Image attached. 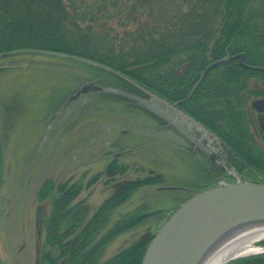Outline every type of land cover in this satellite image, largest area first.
Masks as SVG:
<instances>
[{
  "label": "trees",
  "instance_id": "1",
  "mask_svg": "<svg viewBox=\"0 0 264 264\" xmlns=\"http://www.w3.org/2000/svg\"><path fill=\"white\" fill-rule=\"evenodd\" d=\"M19 51L89 63L123 89L129 83L117 74L177 104L219 137L236 168L264 183V133L254 132L250 105L264 96V0H0V56ZM240 53L245 67L230 59ZM222 60L203 78L207 66ZM129 169L114 162L103 175L114 179ZM101 177L43 182L37 198L49 200L51 212L37 264H142L161 210L120 208L140 188L164 184V177L120 183L94 209L79 197ZM144 226L155 228L105 258L118 237ZM233 264H264V255Z\"/></svg>",
  "mask_w": 264,
  "mask_h": 264
},
{
  "label": "rangeland",
  "instance_id": "2",
  "mask_svg": "<svg viewBox=\"0 0 264 264\" xmlns=\"http://www.w3.org/2000/svg\"><path fill=\"white\" fill-rule=\"evenodd\" d=\"M90 66L42 51L0 56V264H37L45 238L43 224L41 233L37 231L38 210L41 207L42 222L51 212L50 201H38L37 193L47 179L87 183L102 174L79 197L96 209L120 183L162 174L164 184L140 188L120 208L128 213L145 204L149 211L161 210L155 218L159 229L181 203L213 183L202 176L210 161L202 165L197 155L189 154L192 147L174 131L171 117L166 126L159 121L158 114L164 119L169 115L157 112L159 104L151 95L131 84L123 89ZM95 80L106 91L69 102L85 82ZM114 162L130 169L109 179L103 173ZM225 168L234 170L228 161ZM235 180L220 178L212 185ZM159 186L184 189L161 191ZM148 228L155 226L118 237L105 258L134 243ZM254 245L264 246V239ZM259 255L264 253L243 259Z\"/></svg>",
  "mask_w": 264,
  "mask_h": 264
},
{
  "label": "water",
  "instance_id": "3",
  "mask_svg": "<svg viewBox=\"0 0 264 264\" xmlns=\"http://www.w3.org/2000/svg\"><path fill=\"white\" fill-rule=\"evenodd\" d=\"M230 59H238L246 66L245 54L240 53ZM222 61L211 63L203 73V78ZM112 72L111 70H108ZM136 87L139 85L118 74ZM151 95L159 105L189 123L205 137L221 143L218 137L200 122L181 111L176 105ZM104 91L96 81L87 82L70 98L69 102L90 92ZM252 107L260 113L264 121V98L252 102ZM264 125V123H263ZM160 190H178L179 187L162 186ZM264 222V184L237 181L231 184L209 188L185 201L174 211L146 248L142 264H200L220 241L231 231L249 224ZM42 223L41 207L37 214V229ZM242 257L237 256L230 258Z\"/></svg>",
  "mask_w": 264,
  "mask_h": 264
},
{
  "label": "flooded vegetation",
  "instance_id": "4",
  "mask_svg": "<svg viewBox=\"0 0 264 264\" xmlns=\"http://www.w3.org/2000/svg\"><path fill=\"white\" fill-rule=\"evenodd\" d=\"M158 108L159 110L157 112L162 113V110L164 112V109H162L161 107ZM251 108H252V102H251ZM249 114L251 115V123H252V111ZM253 115L256 121V124L254 125L255 127L254 132L257 134V136H260L261 132L264 133V125H263L264 121L260 119V113L255 109H253ZM157 118L161 120L165 124V126L166 124H168L167 122H169L167 118L164 119L162 116H160V114H158ZM171 119L176 120V121L173 120L174 126L172 128L174 129V131L177 133L179 137H181V140L183 139V142H187L186 145L188 147H192V151H188V149L185 148L189 152V154L197 155V157H199L198 161L202 165H204V162L210 161L209 167H211L212 165L215 166L214 169L212 168L210 170H207V172L204 175H202L204 180H206V182H215L220 178L230 179L232 177H235L236 179L240 178L245 181H252V177H251L252 173L249 172V169L242 172L234 166L233 162H230L229 150L227 149L224 143H221L220 145L209 143L207 138H205L200 132L191 128L185 121L177 122L178 119L173 117H171ZM227 161L228 163H231L233 165V169L235 173L228 172L226 170L225 163ZM230 263L233 264L234 261Z\"/></svg>",
  "mask_w": 264,
  "mask_h": 264
},
{
  "label": "bare ground",
  "instance_id": "5",
  "mask_svg": "<svg viewBox=\"0 0 264 264\" xmlns=\"http://www.w3.org/2000/svg\"><path fill=\"white\" fill-rule=\"evenodd\" d=\"M264 239V222L249 224L231 231L209 252L200 264H222L230 258L264 252L255 242Z\"/></svg>",
  "mask_w": 264,
  "mask_h": 264
}]
</instances>
